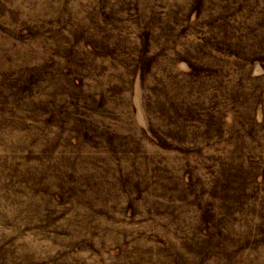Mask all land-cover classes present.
Returning <instances> with one entry per match:
<instances>
[{
	"label": "rangeland",
	"instance_id": "rangeland-1",
	"mask_svg": "<svg viewBox=\"0 0 264 264\" xmlns=\"http://www.w3.org/2000/svg\"><path fill=\"white\" fill-rule=\"evenodd\" d=\"M0 264H264V0H0Z\"/></svg>",
	"mask_w": 264,
	"mask_h": 264
}]
</instances>
